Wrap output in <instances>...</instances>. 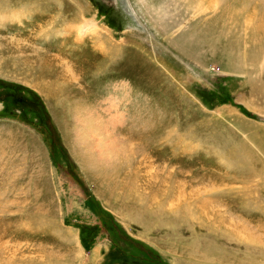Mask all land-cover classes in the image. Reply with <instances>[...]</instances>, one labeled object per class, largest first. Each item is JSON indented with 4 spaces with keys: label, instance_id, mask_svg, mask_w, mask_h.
<instances>
[{
    "label": "rangeland",
    "instance_id": "374dc122",
    "mask_svg": "<svg viewBox=\"0 0 264 264\" xmlns=\"http://www.w3.org/2000/svg\"><path fill=\"white\" fill-rule=\"evenodd\" d=\"M108 2L0 0V264H264L263 60L166 43L180 14L168 2L154 3L165 16L155 29L150 0ZM91 23L98 34L78 33ZM65 63L87 69L69 79ZM116 74L132 96L111 107L106 99L123 93ZM92 108L119 162L101 160ZM147 131L144 154L195 192L187 202L170 177L123 187L122 170L139 160L129 148ZM103 167L116 188L97 179Z\"/></svg>",
    "mask_w": 264,
    "mask_h": 264
},
{
    "label": "bare ground",
    "instance_id": "6f19581e",
    "mask_svg": "<svg viewBox=\"0 0 264 264\" xmlns=\"http://www.w3.org/2000/svg\"><path fill=\"white\" fill-rule=\"evenodd\" d=\"M104 1H106V0H104ZM144 1L145 0H140V2H142V3ZM150 1H151L150 6L149 7L145 6L146 8H148V11H146V16L150 19V20L148 19L152 25L150 27L154 28V29L159 24H161L162 22L165 21L163 19V18H165V16L162 17L160 14H158V11L162 8L159 6H156L154 4L155 2H158V1H161V3H162V1L168 2L170 5V6L167 5L168 8L174 7L178 11L180 10V14L178 15L177 19L174 21V23H172V28L174 30V32H173L174 38L171 40V39H168V37H167L166 43H168V41H170V42L171 41H173V42L174 41H184L185 45H191L190 47L192 48L191 51L193 53L196 52L197 50L199 51V45H203V44L210 43V42L218 44V45L221 44L223 47V50H225L224 52H228V53L235 54V55H237L236 53H241V55H243V54L245 56L250 55L251 57H257L258 56V58L263 60L262 64H260V69H262L264 71V0H150ZM108 3H114V0H112L111 2H108ZM144 4H145V2H144ZM161 6H163V5H161ZM130 10L135 17L134 10L132 9L131 5H130ZM11 15L9 17H11ZM176 16H175V18H176ZM7 17H6V10L5 9H3V11H0V23L5 22ZM154 22H155V24H154ZM138 23L140 24V21ZM140 26L145 27L143 24H140ZM86 29L92 30L91 32H89V34H91V35H96L99 33L98 27H96V25L94 23L88 24V25L80 28L78 33L81 34ZM76 31H78V30H76ZM145 32L147 33L148 37H149V35H150V37H152L151 38L152 42L156 41V43H158V41H157L158 37L153 32V29L150 32H149V29H147ZM162 46H163V44H162ZM224 52L222 54H224ZM245 56H244V58H245ZM251 57H249V58H251ZM241 58H242V56H241ZM96 65H97L96 68L101 70V71L105 67L102 64L101 65L96 64ZM82 69L86 70L87 68L83 67V65L76 66L74 64L69 63V64H66V68H65L66 71L65 72L67 73V75L70 76L69 79L70 78L73 79L74 77H77V75H76L77 71H80ZM61 72H63V71H61ZM80 74H82V73H80ZM79 77L80 76L78 75L77 78H79ZM113 79H115L114 80V83H116L115 87H117L118 84H119V86L122 85V87H123L122 92L123 93H122V96H120V97L119 96L118 97L112 96L110 98H107L106 101H108L109 106H111V107L115 106L114 103H117L119 101H124V102H126V105H128V102L129 103L131 102L130 100H131L132 94L130 93L131 91L129 90V88L125 82L124 76L121 74H118V75L116 74L113 76ZM70 81L72 82L73 80H70ZM79 81L81 82V80H79ZM76 82H78V80H76ZM80 82H79V84H80ZM57 85L64 88L65 83L59 81V83H57ZM57 85H56V88L60 89L61 87H58ZM60 90H62V88ZM84 106H85L84 104L77 106L75 109L76 112L74 111L75 115L79 116L80 113H82L81 111L83 110V108L85 111ZM91 107H93V106L91 105ZM100 107H102V106L100 105ZM95 108H97V107H95ZM95 108L90 109V111L88 110V113H89V116H91L90 118L93 120L96 116V122H95V125L93 127H92L93 120H92V122L91 121L90 122H91V127L93 128V134H94V131L96 132L94 134L95 143L102 148L100 151V155H102L101 157H103V158H101V160L103 159L104 161H106V163H108V162L113 163L115 161L119 162V159L121 160V158H119L114 153V150H115L114 149L115 141L113 143L114 138L112 139V137L110 136L109 130L105 125L103 126V129L105 130V136L104 137L101 136L102 133L98 127L102 126V124H101L102 122L100 123V119L98 117L99 111L97 112ZM114 109H116V108H114ZM115 113H117V112H115ZM127 113H128V109L126 108V110L124 112L120 113V115L123 116V115H126ZM133 116H135V114H133ZM101 117L102 116H100V118ZM114 117H116V115ZM90 118L88 120H90ZM116 119H118V118H116ZM102 121H103V119H102ZM112 121H113V119H112ZM86 124H87V122L85 123V126H84L85 128L88 127V125L86 126ZM150 125H152V124H150ZM91 127L88 129H91V131H92ZM154 128H158V127L156 126ZM159 129H157V130H159ZM152 130H151V132H152ZM97 131H99V132H97ZM103 134H104V132H103ZM148 135H150L149 131H147L146 133H143V132L138 133L136 136L139 138H138V140L134 141L135 145H138V149H140V150H138V152H143L142 156H139L138 154L136 155V153H138V152H136L135 145L132 144V146L129 148L130 152H131V154L129 153L131 155L129 157H132V158L134 157V158L139 159V160H137L138 161L137 164L134 163V164L126 165L127 166L126 171L122 170L123 174L120 175L119 178H121L122 181L124 182L123 187H126L127 189L131 187V185L129 183L127 184L125 182V179L130 180L131 178H133L136 180L137 178H142L145 180V183L148 184V183H152V182L155 183V181H157V179H159V178H162L165 180L166 177H170V180L172 182H174L172 184L175 185V186L172 185L173 187H170V190L173 189V192L175 191L177 193L175 195H178V196H173L171 193L172 191L170 192L171 195L174 198L176 197L179 201L183 200L182 201L183 203L187 202L188 199H190L188 197V194H190L191 196L194 197L195 192H193V191L188 192L185 189H183L181 191V188H183V186L182 185H176V183H175L176 176L168 175L167 172H165V168H166L165 166L163 167L164 168L163 170H159L157 168L154 169L153 168L154 163L150 162L148 160L149 159L148 156L146 154H144L145 145H148V143H149L148 139H147ZM140 144H141V146H140ZM141 149H143V150H141ZM122 151H124V149H122ZM116 153H118V152H116ZM126 156H127V154H126ZM137 156H139V157H137ZM124 158H127V157H124ZM160 158L165 159V157H160ZM129 159H131V158H129ZM133 161H135V160H133ZM163 161H165V160H163ZM167 161H170V160L167 159ZM169 163H171V162H169ZM164 164H166V163H164ZM117 166H119V164ZM121 166L122 165H120L119 167H121ZM107 167H109V166H107ZM111 168H112V166H111ZM104 169H106V170L104 171ZM109 169L103 167L102 171L98 174L97 179L100 180V182L107 183L109 189H114V188H116V184H115L116 181L113 179V176H112L113 174L109 173L110 172ZM115 169L113 166V170H115ZM157 170H159V172L161 174H159L157 172ZM107 171H109V172H107ZM103 172H105V173H103ZM218 176L219 175H217V177ZM128 180H126V181H128ZM167 181H169V180H167ZM167 189L168 188H166V190ZM213 190H215V188ZM155 192H158V191H155ZM162 193H163V191H162ZM206 193L209 194L210 191H207ZM155 194L157 195V193H155ZM160 196H161V194H160ZM157 197H159V196H157ZM161 198H164V197L161 196ZM174 198H173V200H174ZM171 199H172V197H171ZM168 200H169V198H168ZM204 201L207 203L203 202L204 205L202 207H204V206L207 207L208 202L210 200L209 201L204 200ZM176 202H178V201H176ZM161 203H163V202H161ZM206 207H204V208H206ZM4 211H5V209L0 210V213H3ZM242 227H246V226H242ZM3 233H5V235H6V216H0V247H2L1 245L4 244L3 243V239H4ZM78 238H80V237H78Z\"/></svg>",
    "mask_w": 264,
    "mask_h": 264
},
{
    "label": "water",
    "instance_id": "95a60500",
    "mask_svg": "<svg viewBox=\"0 0 264 264\" xmlns=\"http://www.w3.org/2000/svg\"><path fill=\"white\" fill-rule=\"evenodd\" d=\"M106 1H110L111 2L112 0H106Z\"/></svg>",
    "mask_w": 264,
    "mask_h": 264
}]
</instances>
